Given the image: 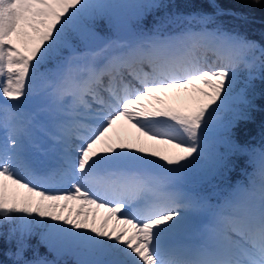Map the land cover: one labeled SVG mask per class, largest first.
Instances as JSON below:
<instances>
[{
	"label": "snow or ice",
	"instance_id": "1",
	"mask_svg": "<svg viewBox=\"0 0 264 264\" xmlns=\"http://www.w3.org/2000/svg\"><path fill=\"white\" fill-rule=\"evenodd\" d=\"M203 2L212 11H169L167 0H0V111L32 97L37 81L43 92L37 114L0 120L10 264H67L65 255L74 264H264V147L240 148L235 120L221 117L248 118L264 43L218 23L233 14L218 0ZM240 66L248 74L234 95ZM172 90L187 94L180 106L162 99ZM123 121L136 135L115 134ZM34 132L42 141L31 154L24 139ZM236 150L259 155L247 185L211 203L178 184L193 170L226 178ZM38 229L52 259L30 244Z\"/></svg>",
	"mask_w": 264,
	"mask_h": 264
},
{
	"label": "trees",
	"instance_id": "2",
	"mask_svg": "<svg viewBox=\"0 0 264 264\" xmlns=\"http://www.w3.org/2000/svg\"><path fill=\"white\" fill-rule=\"evenodd\" d=\"M172 5L169 11H182L189 12L203 8L207 11H212L208 8L207 4L203 0H167ZM220 6L226 10H231L233 14L224 15L217 18L218 23H222L226 29H237L240 32L246 34L250 39H255L264 43V0L260 3H254L253 0H218ZM164 10L149 15L144 24L150 26L153 23V16L160 15ZM99 28L102 34H110V30L107 28L105 21H99ZM49 61L47 64H50ZM42 65L43 66H46ZM41 67V68H42ZM239 83L236 85L234 92L243 87V81L247 78L245 70L239 71ZM249 98L252 99L254 107L248 110V118L236 119V113L232 111H223L222 114L226 116L230 121L235 120V127L231 128V139L240 148H255L260 149L264 147V73H257L256 79L252 81V87L248 89ZM225 147H221L220 151H225ZM257 154L251 155L240 150L233 152L231 156L232 168L227 173L226 178L220 176H213L212 187L218 190L225 187H233V185L240 179L244 180L247 174L252 172V165L249 163L250 159ZM203 163V162H201ZM205 184V183H204ZM211 187V186H210ZM209 184H205V191H210ZM208 193V192H207ZM11 225H4L0 231L5 235L0 236V261H5L10 264L9 257L5 254L10 248L14 247V242L7 240V232ZM39 229L37 235L33 236L30 240V244L33 246H39L40 252L47 254L49 259L53 257L50 253H47L45 246L39 244L40 236ZM31 256V249L27 253ZM65 258V260H63ZM61 260L67 261V264H72V261L68 256L60 257Z\"/></svg>",
	"mask_w": 264,
	"mask_h": 264
},
{
	"label": "rangeland",
	"instance_id": "3",
	"mask_svg": "<svg viewBox=\"0 0 264 264\" xmlns=\"http://www.w3.org/2000/svg\"><path fill=\"white\" fill-rule=\"evenodd\" d=\"M210 54V56H209ZM208 56L211 59H214V55L209 52ZM53 67V62H51L50 64H47L46 66H43L41 68V72L46 71L47 69H50ZM245 70L246 74H248V70L245 69L243 66H240L238 68V73L239 71ZM239 92V89L236 90L233 94L236 95ZM186 93L180 92L177 93L175 90L170 91L169 93L165 94L162 96V99L165 101L166 104H169L171 106H180L182 101L180 99H177V97H184L186 96ZM3 99V100H2ZM4 102V98L0 97V103ZM7 103H9L10 105L14 104L15 102L13 101H7ZM43 103V92L40 90V82L37 81L36 84L34 85V94L32 97H30L27 101H24L22 103H20L19 105H17L15 108H10L8 111H0V118H5V116L9 117V114L11 112L17 111L18 108L22 109L23 111H25L27 117L32 116L33 114H37L39 108L42 106ZM152 104L157 105V102L155 100L151 101ZM221 117L224 120L225 123H228L230 120L224 116V114L221 113ZM13 118V117H11ZM42 118L41 116H38V119ZM123 127H121L120 124L117 125V128L114 130L116 135H119L121 137H125V136H134L136 135L135 129L131 128L130 125L127 124L126 121L122 122ZM127 126V127H126ZM2 128V127H0ZM120 128V129H119ZM255 159H259V155L258 152L257 154L254 156ZM252 165V164H251ZM252 167V171H253V165ZM213 175L211 174H206L203 171H196L193 170L190 173H188L186 176L182 177L179 181L178 184L186 191L192 192V190H190L189 187H186L185 184H183L184 180L190 179L191 181H193V185L191 186L195 191L192 193H197L200 195H204V196H208L210 197V202L211 203H216L217 200L216 199V195L215 193L218 192L219 190L217 188L212 187V184H214V182L212 181ZM247 183H248V178L246 179ZM207 183L209 184L210 187V191H205L204 185ZM240 183V182H238ZM237 183V184H238ZM247 183L245 185H247ZM235 184V185H237ZM208 192V193H207ZM21 193H23V190H21ZM104 209H101L98 212V216H97V220L99 221L100 218H102V216L104 215ZM99 214H101V216H99ZM196 214H194V212H189V218H193L195 217ZM202 214H197V216H201ZM51 255V254H50ZM52 256V255H51ZM70 258V260L72 261V264H74L75 261V257L72 255H66ZM53 257V256H52ZM63 260H65V258H63Z\"/></svg>",
	"mask_w": 264,
	"mask_h": 264
},
{
	"label": "bare ground",
	"instance_id": "4",
	"mask_svg": "<svg viewBox=\"0 0 264 264\" xmlns=\"http://www.w3.org/2000/svg\"><path fill=\"white\" fill-rule=\"evenodd\" d=\"M209 56H210V54H209ZM2 100H3V99H2ZM10 110H11V109H10ZM11 117H13V118H11ZM21 117L27 118V115H26L25 111H23L22 109L18 108L17 111L11 112V113L9 114V117H8V116H7V117L5 116V118H0V120L7 119V120H9V121H15V120L20 119ZM126 127H127V126H126ZM119 129H120V128H119ZM4 136H5L4 129H3V128H0V141H2V140L4 139ZM41 141H42L41 134L38 133V132H34V134H33V136H32L31 139H27V138L24 139V146H25L26 150H27L29 153H31V154H35L36 149H35L34 145H35L36 143L41 142ZM183 184H185L186 187H189L190 190H192V192L195 191V190L191 187V186L193 185V181H191L190 179L184 180ZM195 192H196V191H195ZM215 200H217V198H216ZM73 203H77V204H78L79 201H77V202H69L70 207L73 205ZM91 207L93 208V210H95V209H94V206H91ZM86 210H87V209H86ZM100 210H101V209H100ZM100 210H99V211H100ZM66 211H67V210H66ZM194 214H196L195 217H197V213H194ZM99 216H101V214H99Z\"/></svg>",
	"mask_w": 264,
	"mask_h": 264
}]
</instances>
